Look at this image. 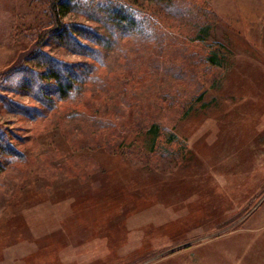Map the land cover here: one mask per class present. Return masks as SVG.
Returning a JSON list of instances; mask_svg holds the SVG:
<instances>
[{"label": "rangeland", "instance_id": "1", "mask_svg": "<svg viewBox=\"0 0 264 264\" xmlns=\"http://www.w3.org/2000/svg\"><path fill=\"white\" fill-rule=\"evenodd\" d=\"M70 1L64 21L104 35L82 39L94 59L40 39L50 0H0L21 156L0 151V264H264V0H121L148 27L126 39L109 0ZM33 47L93 65L80 92L48 108L10 88Z\"/></svg>", "mask_w": 264, "mask_h": 264}, {"label": "trees", "instance_id": "2", "mask_svg": "<svg viewBox=\"0 0 264 264\" xmlns=\"http://www.w3.org/2000/svg\"><path fill=\"white\" fill-rule=\"evenodd\" d=\"M70 0H50L49 11L51 22L43 29L40 39L46 43L51 42L68 49L69 51L90 58L97 57L94 47L82 42V39L91 41L95 45H101L104 35L99 34L93 28L65 22L63 15L75 8L71 7ZM169 7L175 5L173 1H167ZM104 22L109 25L114 34L122 39L130 36H147L144 32L148 27L144 24L141 12H137L121 0H109L101 6ZM140 18L142 21H140ZM207 24V23H206ZM202 25L200 30H206L208 25ZM153 38L150 36V40ZM206 61L218 65L216 55L205 57ZM22 62L15 63L4 76L5 83L13 90L25 91L41 106L53 108L55 101H62L80 92V85L85 83L93 72V65L85 62H69L50 55L49 53L33 47ZM10 109L20 115L29 116L33 111H39L37 107H28L24 104L9 100ZM42 109V108H41ZM0 151L9 155H18L19 151L6 142V136L0 130ZM21 157V156H19Z\"/></svg>", "mask_w": 264, "mask_h": 264}]
</instances>
